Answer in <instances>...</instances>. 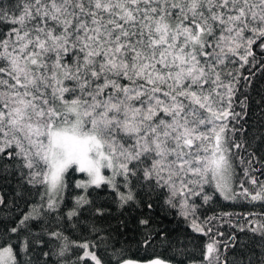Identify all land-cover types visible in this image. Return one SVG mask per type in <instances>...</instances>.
I'll return each instance as SVG.
<instances>
[{"label": "snow or ice", "instance_id": "6c2138e0", "mask_svg": "<svg viewBox=\"0 0 264 264\" xmlns=\"http://www.w3.org/2000/svg\"><path fill=\"white\" fill-rule=\"evenodd\" d=\"M0 264H264V0H0Z\"/></svg>", "mask_w": 264, "mask_h": 264}, {"label": "trees", "instance_id": "16d2710c", "mask_svg": "<svg viewBox=\"0 0 264 264\" xmlns=\"http://www.w3.org/2000/svg\"><path fill=\"white\" fill-rule=\"evenodd\" d=\"M166 223H168V221H166ZM169 227H177L176 222L175 221L170 222Z\"/></svg>", "mask_w": 264, "mask_h": 264}]
</instances>
